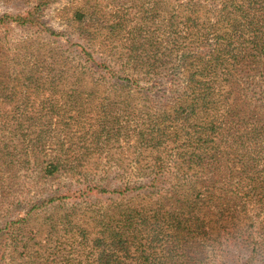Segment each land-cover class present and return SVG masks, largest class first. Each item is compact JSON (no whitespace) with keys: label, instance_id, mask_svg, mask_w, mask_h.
Listing matches in <instances>:
<instances>
[{"label":"trees","instance_id":"trees-1","mask_svg":"<svg viewBox=\"0 0 264 264\" xmlns=\"http://www.w3.org/2000/svg\"><path fill=\"white\" fill-rule=\"evenodd\" d=\"M35 14V8L5 13L0 21L22 26ZM76 16L81 22L87 13L78 9ZM142 30L138 24L128 31L131 51L114 61L72 43L61 62L98 72L101 87H113L96 91L102 112L89 148L102 153L114 136L130 134L135 149H158L154 163L135 171V182L111 188L99 170L63 169L62 151L37 157L41 177L64 170L84 180L67 189L74 196L52 195L27 211L73 199L68 221L35 253L48 264H264V0H171L161 41L144 42ZM62 73L52 76V89ZM49 77L25 70V92L40 91ZM59 107L17 102L8 109L17 115L6 124L20 137L4 143L0 161L31 162L29 148L35 149L25 142L45 141Z\"/></svg>","mask_w":264,"mask_h":264},{"label":"rangeland","instance_id":"rangeland-1","mask_svg":"<svg viewBox=\"0 0 264 264\" xmlns=\"http://www.w3.org/2000/svg\"><path fill=\"white\" fill-rule=\"evenodd\" d=\"M170 3L171 0H0V17L5 13L36 9V18L31 24L19 26L11 23L12 19L6 23L0 21V150L6 153L8 147H4V143L12 146L19 142L20 135L13 136L14 128L6 124L17 115L8 112L15 103L27 102L37 108L63 105L59 107L60 114L53 120L57 124L52 126V131L41 145L35 140L25 142L35 149L29 148L31 162L12 167L0 161V264H48L35 253V249L57 235V231L68 221L64 217L70 213L73 199L38 206L29 215L27 211L39 200L52 195L74 196L67 192L69 187H75L71 183H83L78 178L84 180V176L78 175L72 180L71 174L64 170L53 176L41 177L37 157L46 161L62 151L67 158L63 162V169L74 167L84 173L99 170L98 179L102 178V182L111 188L121 187L127 181L135 182L138 177L135 171L149 169L153 165L152 157L158 149H135L132 147L134 135L130 137L127 134L125 138L114 136L108 146H102L107 147L102 153L93 149V144L89 148L90 131L98 123V111H101L102 95L96 91L101 89L107 94L113 87H101L98 72L81 71L74 65L71 69L73 63L61 62L65 61L61 56L70 54L66 49L72 43H83L98 60L109 58L114 61L118 54L131 51L127 40L132 36L128 31L138 24L143 28L144 42H160L163 38V17ZM78 9L87 13V18L81 22L76 16ZM118 23L110 31L111 25ZM47 27L64 32V36L55 38L46 30ZM66 38L71 42L68 43ZM55 39L59 41L58 44ZM155 50L162 52L163 48ZM76 69L78 72L74 71ZM25 70H32L37 76L41 73L50 75V83H42L38 92L31 89L26 93ZM60 70L63 73L57 77L60 80L56 79V83L60 81L61 85L58 89H52V76ZM10 90H15V96L10 97ZM93 91L96 92L94 95ZM167 150L177 151L170 147ZM3 153L0 152V158ZM20 155L25 156L26 152L21 150ZM105 170L110 171L106 173ZM23 241H28V248L23 247Z\"/></svg>","mask_w":264,"mask_h":264}]
</instances>
